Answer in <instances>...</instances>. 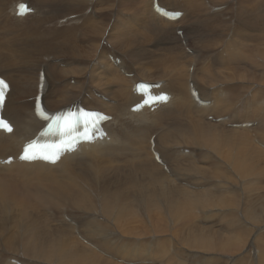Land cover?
Listing matches in <instances>:
<instances>
[{"label":"bare ground","instance_id":"6f19581e","mask_svg":"<svg viewBox=\"0 0 264 264\" xmlns=\"http://www.w3.org/2000/svg\"><path fill=\"white\" fill-rule=\"evenodd\" d=\"M115 1L0 0V75L10 83L3 116L14 125L10 134L0 131V225L20 229L19 236L12 234L13 237L0 240V245L5 243L11 249L7 254L0 251V264H158L162 256L153 243L130 246V240L120 244L99 233L102 244L97 234L81 222L79 214L74 216L80 223L78 231L86 235L77 236L74 227L61 216L63 227H56L53 218L34 208H46L53 203V194L58 202H65L72 209L91 206L96 210L95 203L83 196L82 174H95L96 178L103 179L102 190L115 192L144 190L157 185L159 188L152 193L162 206L153 199L149 204L139 205L142 208L123 207L115 204V197L104 202V212L117 216L119 222L131 215L128 223H135V228L145 227V221L139 219L141 214L152 215L155 230L162 233L167 232L170 218L182 220L185 239L179 243L182 245L177 244L171 250L172 259L179 264L196 263L187 259L196 255L191 250L215 248L210 233L216 224L225 223L233 228L236 217L240 224L264 221V186L249 182L248 189L237 197L235 190L232 196L228 190L217 188L213 192L206 184L191 182L188 176L202 174L205 181H209L219 177L228 180L230 174L249 178L264 172V161L259 160L264 156V131L259 128H264V93L259 97L242 98L241 85L235 82H264V60L261 59L264 58V0L256 3L255 0H236L213 15L209 12L228 0H156V3L154 0H118L119 6ZM20 2H28L33 11L17 16L16 7ZM67 2L88 5L80 12L67 14L60 5ZM36 3L50 4L51 10L42 13ZM192 3L196 6L188 9ZM159 7L181 11L182 16L168 17ZM88 8L90 12H86ZM94 9L98 17H94ZM61 13L57 23L63 18L66 21L61 26L53 25L52 21ZM73 14L75 17L70 18ZM198 17L205 22L206 31L215 37L214 45L221 46L217 52L214 49L216 64L206 65L205 52L197 62L199 56L195 57L188 48L191 41L188 46L187 37L196 42L198 37L193 33L198 29L182 30L181 26L189 19L196 26ZM139 26L154 32H170L178 39L181 51L175 59L179 65L186 60L189 64L186 87L180 79H158L152 69L143 65L137 66V71L132 70L131 58L136 52L126 40L132 41L141 35L137 30ZM80 27L85 36L77 38ZM206 42H203L204 48L211 44ZM109 45L110 48L115 46L124 57L117 61L116 56H110L115 53L108 52ZM246 48L251 56L243 55ZM73 57L88 60L75 61ZM244 62L254 69L245 67ZM202 63L205 64L201 66ZM42 71L45 80H39ZM201 72L204 78L200 77ZM62 78L67 81L62 83ZM218 79L226 80V84L210 90ZM141 81L160 82V88L151 92H168L169 99L159 103L153 112L149 108L133 112L131 107L143 99L133 92L135 84ZM65 94L73 96L61 104L67 100L62 97ZM37 95L47 111L80 104L106 112L112 116L105 124L108 136L79 144L56 164L20 161L18 155L23 144L34 138L49 121L47 115L41 119L35 111ZM169 111L177 123L181 117L186 123L171 127L170 122H166L171 119ZM248 111L258 121H244L239 117ZM185 148H189V153H185ZM9 156L14 157L10 164L5 162ZM81 165L89 168L83 169ZM121 200L126 203L124 196ZM228 215L233 219L227 220ZM95 220L98 221L97 216ZM262 230L264 226L259 228L260 232ZM239 236L233 233L234 238ZM15 241L20 243L19 249ZM239 244L231 240L219 249L234 251ZM183 245L191 250H185ZM164 255L169 258L166 250Z\"/></svg>","mask_w":264,"mask_h":264},{"label":"rangeland","instance_id":"374dc122","mask_svg":"<svg viewBox=\"0 0 264 264\" xmlns=\"http://www.w3.org/2000/svg\"><path fill=\"white\" fill-rule=\"evenodd\" d=\"M14 2L16 0H13ZM128 1V0H125ZM140 1V0H138ZM150 2V0H147ZM259 0H255V3ZM230 2H236V0H228L226 1L222 6L215 7L214 10L210 11V15L215 14L219 8H225L228 3ZM38 6L41 7L42 13L49 12L51 10L50 4L47 6H44L45 4L36 3ZM60 5L63 6V9L67 12V14L71 13H77L82 11V8L84 6H87L88 4H76L74 2H67V3H61ZM115 5L119 6V1H115ZM169 7H171L168 4ZM196 6L195 3H192L188 6V9H191V7ZM182 7L186 8L185 5H182ZM249 8V7H247ZM120 9H123L121 6ZM187 9V8H186ZM90 8L86 12H90ZM132 11L128 12L131 13ZM94 17H98V14H96L94 9ZM57 15L56 19L52 21V24L55 26H61L65 21L59 20L57 23V18L61 16ZM80 14V13H79ZM10 16V15H9ZM75 16V14L71 15ZM65 19V18H63ZM35 24L38 25V21L35 22ZM187 28H186V27ZM140 27V26H139ZM183 29H198V32L193 33L197 39H195L193 42L192 38L187 37V44L189 46V41H191V48L189 50L195 57L197 58V62H200L201 57L204 55V52L207 56V62L206 65L208 66L210 63H215V52L219 50L221 46L217 45L215 46V37L212 33L206 31L205 28V22L198 17L197 25L194 26L193 20L189 19L186 21L184 25L181 26ZM82 27L78 29L76 32V37H83L85 36L81 32ZM245 29V28H244ZM141 32V35L139 37H136L132 41L126 40L127 44L131 46L132 49L135 50L136 54H134L131 58L133 62V71H137V66L143 65L148 70H153L158 79L162 80H175L180 79L181 83L183 84V87H186V75L187 70L186 66H188V61L184 62L182 65H179L177 60L175 59V55H180L181 49L179 48L177 41L178 39L171 35L170 32H161V31H151L148 27H140V29H137ZM214 40H213V39ZM210 39V40H208ZM212 39V40H211ZM106 39H104L102 42L105 43ZM200 40V41H199ZM207 41L206 43H209L210 47H203V42ZM209 41V42H208ZM213 41V43L211 42ZM186 43V41L184 42ZM202 43V45L200 44ZM85 44V43H83ZM82 44V45H83ZM197 44V45H196ZM185 45V44H184ZM217 47V48H215ZM78 46V45H77ZM219 46V47H218ZM199 47V48H198ZM213 47V48H212ZM204 48V49H203ZM209 48V49H208ZM110 51H113L117 57H124L122 52L117 51L116 47L110 48V45L107 48ZM211 49V52H210ZM214 49L216 50L214 52ZM200 50V51H199ZM206 50V51H205ZM208 50V51H207ZM79 51H83L82 46H79ZM200 52V53H198ZM249 48H246V54H243L244 56H251L252 53L250 52ZM247 53L249 55H247ZM123 54V55H122ZM110 55V54H109ZM198 55V56H197ZM75 61H81L87 62L88 59L80 57L75 59ZM262 60L264 58L261 57ZM59 59L55 61H59ZM215 61V62H214ZM196 62V63H197ZM191 63V62H190ZM196 63H193V65H196ZM247 63V62H246ZM245 62L243 65L249 69L250 68L248 64ZM151 64V65H149ZM188 64V65H187ZM205 63H202L204 65ZM216 67V66H213ZM218 68V67H217ZM134 73V72H133ZM133 78L134 76H128ZM200 77L204 78L203 72L200 73ZM137 78V77H134ZM61 81L64 83L65 78H62ZM219 81H216V85H213L214 87L210 90H216L217 86H224L226 84L223 80L218 79ZM70 81H72L70 79ZM74 81V80H73ZM236 83H239L241 85L240 91L242 98H250V97H259L264 93V82H260V80H245V81H235ZM228 86V85H226ZM72 95L65 94L63 99L65 100L64 104L71 100ZM31 101H33V98L31 97ZM64 107V106H62ZM170 114V120L166 122H170V126L174 127L177 124L184 125L186 122L184 117H181L179 122L177 123L174 115L172 112L169 111ZM240 118H243L244 121L250 120V121H258L257 118H255L250 111L246 113L239 114ZM211 119V117H210ZM184 122V123H182ZM213 122V121H212ZM261 131H264V128L260 127ZM185 153H189V148H185ZM195 158L196 155H193ZM259 160L264 161V156L260 158ZM81 168L88 169V165H81ZM83 176V196L89 198L95 203L96 210H93L91 206H86L83 208L78 209H72L68 204L65 202H58L56 200V196L51 194V197L54 199L53 203L49 204L44 207H38L34 206L40 213H42L44 216H49L52 219V223L56 227H63V222L61 221L60 216L70 223L74 227L75 234L78 235H86L81 234L80 231H78V226L80 225L79 220L74 218V216H77L79 214V218L81 219V222L85 223L86 226L94 233L97 234V237L101 240L103 244V239H101L98 234L108 235L112 240H118L120 244H125L130 240L131 242H128L130 246L136 244V243H142L145 244L147 242L155 244L158 249L160 250L159 253L162 256L161 258H158V264H179L178 262L174 261L171 256V250L175 245H182L179 244L184 241L185 239V231H184V224H182V220L177 218H170L169 222L167 224V232H158L155 230V224L154 219L152 218V215H144L141 214V218L145 221V227H138L135 228V223H128L129 218L131 215H127L122 218V222H119V218L115 215H108L104 212V202L105 201H111L113 198L117 197V201L115 202L118 206H129L130 208H142L139 205L141 204H149L151 203V200L154 199V202L158 205H161L160 200H158L155 195L152 193L154 190L158 189L159 187L157 185H151L150 187L145 188L144 190H128V189H121L119 192H115L114 190H102L103 186V179L96 178L95 174H82ZM189 178L191 179V182L193 183H199V184H206L208 185V188H213V192L218 188L221 191H227L232 194L235 190V194L239 195V193H242L245 189H248V183L252 182L255 183L256 186H264V172H261L255 176L249 177V178H241L239 174H230V179L228 180H221V177L219 179H212L210 178L209 181H205V177L202 174H188ZM146 182H149L148 179L145 180ZM222 184V185H221ZM204 186V185H203ZM225 186V187H224ZM223 187V188H222ZM239 191V192H238ZM221 193V192H219ZM232 193V194H231ZM233 194V195H235ZM121 196L125 197L124 203L121 200ZM51 207V208H48ZM53 208V209H52ZM101 215V216H100ZM97 216V220H95V217ZM140 216V215H138ZM10 217V215H9ZM107 219H105V218ZM227 220L233 219L232 216L228 215L225 217ZM104 222V223H103ZM261 226H264V221L257 223V224H251V223H242L240 224L239 217H236V226L233 228H230L227 224L221 223L216 224L210 233V237L213 240L215 244V248L213 249H199V250H191L186 245H183L185 247V250H191V253H195V256H189L187 259L191 258V261H196L194 264H262L263 262V254H264V230L261 232L259 231V228ZM127 228H134L132 232L125 231ZM239 233L240 236L238 238L233 237V233ZM19 236L20 229L16 226L11 227H4L2 228V225H0V240H3L6 236L13 237ZM245 235V236H244ZM244 236V238H243ZM85 239L89 240L87 237L83 236ZM236 240L237 244L240 245V247L237 250L234 251H224L219 249L221 245L224 243ZM16 248L19 249L20 243L16 242ZM96 245V244H95ZM128 245V248L130 247ZM104 246V245H103ZM106 250L110 251L111 254H114L110 248L107 246H104ZM80 248L82 250V245H80ZM168 252L169 258L167 259L164 255V251ZM0 251L5 252L6 254L11 251V249L7 246V244L2 243L0 245ZM17 252V251H16ZM18 253V252H17ZM16 253V254H17ZM110 257V256H109ZM199 260V261H198ZM14 261V260H13ZM201 261V262H200ZM15 262V261H14ZM128 263V262H126ZM191 264V262H188Z\"/></svg>","mask_w":264,"mask_h":264},{"label":"snow or ice","instance_id":"6c2138e0","mask_svg":"<svg viewBox=\"0 0 264 264\" xmlns=\"http://www.w3.org/2000/svg\"><path fill=\"white\" fill-rule=\"evenodd\" d=\"M6 86H7L6 82L0 79V93H2L3 88ZM163 98L166 100L167 96H164ZM92 115L95 117H99L101 114L92 113ZM0 127H5L6 130L11 131V126L8 125L6 121L0 120ZM63 150H64L63 146L57 147L55 149L44 148L38 150L34 143L29 142L28 144L25 145L23 149V153L20 158L29 161L40 158L55 163L59 159V153L62 152ZM43 153H47V154H43Z\"/></svg>","mask_w":264,"mask_h":264}]
</instances>
